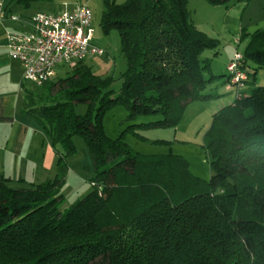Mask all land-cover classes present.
Masks as SVG:
<instances>
[{"label":"trees","instance_id":"obj_1","mask_svg":"<svg viewBox=\"0 0 264 264\" xmlns=\"http://www.w3.org/2000/svg\"><path fill=\"white\" fill-rule=\"evenodd\" d=\"M186 3L103 0L101 25L118 31L127 62L115 97L83 61L42 86L48 99L40 105L24 89L21 112L53 148L71 153L73 135L81 136L94 174L91 190L63 209L59 179L0 176V264H264V86L213 114L207 182L178 155H142L108 138L100 122L124 104L127 120L159 116L131 127L175 126L189 101L205 97L200 55L217 41L192 25ZM242 57L243 67L264 69V29L250 35Z\"/></svg>","mask_w":264,"mask_h":264},{"label":"rangeland","instance_id":"obj_2","mask_svg":"<svg viewBox=\"0 0 264 264\" xmlns=\"http://www.w3.org/2000/svg\"><path fill=\"white\" fill-rule=\"evenodd\" d=\"M113 1L117 4L126 2ZM6 2H12V6L16 7L15 15L26 18L36 12H60L76 4L87 5L92 12L95 32L93 42L104 50V54L89 55L83 60V64L89 67L92 74L108 81L106 89L111 90V97L119 93L122 76L127 71V62L118 31L114 28L105 29L101 25L103 0H6ZM186 9L192 25L217 41L216 47L207 48L200 55L201 61H207L208 65L202 71L207 81L201 90V95L205 97L189 101L175 126L131 127L133 124L155 121L159 116L140 115L133 120H127V109L124 104H117L105 110L100 122L108 138H121L133 152L142 155H178L187 162L188 171L193 176L207 182L211 175V154L205 148V135L211 125L213 114L231 103L235 95H248L253 87L264 86V69L248 63L247 67H243L247 79L242 84L231 87L230 91L226 89L228 64L236 52L243 56L251 34L264 29V0H227L222 3L187 0ZM74 66L58 65L55 68L56 78H65ZM254 70V77L249 76L248 74ZM24 88L36 95L35 105H40V96L45 101L48 99L42 87L25 82ZM51 103L49 101V104ZM75 111L82 115L86 111V105H76ZM37 125L42 132L40 125L38 123ZM44 141L43 152L47 150V156L51 158L49 178L61 181L63 209L76 199L84 197L92 188L90 179L94 171L90 153L84 139L77 134L72 137L74 150L71 153L65 152L60 146L53 148L50 142ZM41 148L38 156L42 153ZM30 157L34 158L32 150Z\"/></svg>","mask_w":264,"mask_h":264},{"label":"built area","instance_id":"obj_3","mask_svg":"<svg viewBox=\"0 0 264 264\" xmlns=\"http://www.w3.org/2000/svg\"><path fill=\"white\" fill-rule=\"evenodd\" d=\"M3 18L0 2V21ZM9 19L21 21L26 27L6 33L8 55L20 63L22 81L35 87L55 80L58 65L72 67L89 55L104 54V50L93 42L92 12L85 4H76L60 12H37L23 20L10 15ZM242 60L241 53L236 52L228 64L226 89L229 91L247 79Z\"/></svg>","mask_w":264,"mask_h":264},{"label":"crops","instance_id":"obj_4","mask_svg":"<svg viewBox=\"0 0 264 264\" xmlns=\"http://www.w3.org/2000/svg\"><path fill=\"white\" fill-rule=\"evenodd\" d=\"M0 2L4 11V18L0 21V176L14 182L22 179L23 183L38 184L50 179L51 158H48L46 149L43 152L42 144L44 140L50 141L39 130L37 122L21 112L24 89H27L22 81L20 63L9 57L6 48V33L16 28L24 29L26 26L21 21L14 22L9 19L10 15L17 16L14 14L16 7L12 6V2ZM17 17L21 20L30 18ZM40 147L42 153L38 156ZM31 150L34 158L30 157Z\"/></svg>","mask_w":264,"mask_h":264}]
</instances>
